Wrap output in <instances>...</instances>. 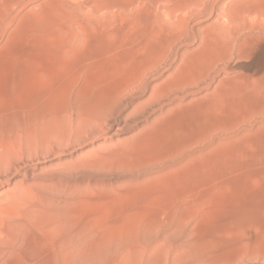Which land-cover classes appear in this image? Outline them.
<instances>
[{
  "label": "rangeland",
  "instance_id": "374dc122",
  "mask_svg": "<svg viewBox=\"0 0 264 264\" xmlns=\"http://www.w3.org/2000/svg\"><path fill=\"white\" fill-rule=\"evenodd\" d=\"M0 139L10 235L24 205L74 264H264V0H0Z\"/></svg>",
  "mask_w": 264,
  "mask_h": 264
},
{
  "label": "bare ground",
  "instance_id": "6f19581e",
  "mask_svg": "<svg viewBox=\"0 0 264 264\" xmlns=\"http://www.w3.org/2000/svg\"><path fill=\"white\" fill-rule=\"evenodd\" d=\"M217 42H219L221 45H223L226 50H228L230 48V40H228L226 38L218 37L217 38ZM69 49H67V50H69ZM69 54H71V52ZM41 127H42V125H41ZM14 129L15 128L12 127V129L9 130V132H11L12 135H14L13 134L14 133V131H13ZM30 130L31 129L28 128L27 132H30ZM32 130H31V132L35 131V130H33V131ZM8 148L6 147V143L0 139V160H2V159L4 160V158L1 157V156L2 155H6V154H3V153L6 150H9ZM6 156H8V155H6ZM20 211H21V214H20V216L17 219V224L19 225L18 233H16L13 236V235H10L7 232V230H4L5 228L3 229L2 227H0V264H10L11 261L13 262V259H11V257L14 254H18V256L20 257L19 260L17 259L18 261L16 262V264H26L29 261L30 262L32 261V262H34L36 264L37 263L39 264L40 261L43 258L42 257V253L45 254L46 256L51 257L55 264H74L73 255L75 254V252H77L76 250L74 251V254H73V251H71V249L67 248L66 246H63L62 244H56L55 242H51V240L47 241L48 239L46 240V238H45L47 235H48V238H49L50 234H52L53 236L55 234L57 235V232L54 233L56 231V229L53 228L54 226L52 227L51 224L49 223V222H51L53 220L48 222L49 225L46 222L47 225H48V226H46V223L43 222L44 223V225H43V224H41L42 223L41 221L35 220L33 217L30 218L28 216V208H27V206L22 205L21 208H20ZM10 219H12L11 220V222H12L15 218H12L10 216L8 219H6V220H8V223H9ZM52 225H53V223H52ZM55 227H57V226L55 225ZM57 229H58V227H57ZM94 231H96V229L91 227L90 229L85 231V235L88 234V233L94 232ZM83 233H81V234H83ZM81 236H79V237L81 238ZM83 236H84V234H83ZM50 237L52 238V236H50ZM30 238L33 239L32 241H33L34 246H35L36 254L33 256L35 258H32V256H29L23 250V246L26 247L28 242L30 243V241H29ZM51 238H49V239H51ZM82 242L86 243V242H90V240L86 239V240H84ZM83 247H84L83 244L81 242L77 241L76 249L79 250L82 253V256L80 255L81 257H83V260H84V261L82 260V262L85 263V264H97L96 259H97L98 256H96V255L99 252L95 251V252H98V253H96V254L95 253L94 254H91V253L86 254L87 252H86V250ZM97 248H98V250L104 251V253L106 252L105 250H103V248L105 249V246L103 248L100 247V246L96 247L95 250H97ZM121 250H123V249H121ZM122 252H120V256L118 254L119 258L117 257V260L115 259L113 261V262L116 261L115 264H124L125 262H127L126 261V257H125L127 255H125V253H124L125 251L123 252L124 255L121 254ZM100 253H101V251H100ZM104 253H102V254L104 255ZM76 254H78V253H76ZM15 256H13V257H15ZM74 258H75V255H74ZM75 259H77V258H75ZM42 262H43V260H42ZM110 264H111V262H110ZM112 264H114V263H112Z\"/></svg>",
  "mask_w": 264,
  "mask_h": 264
}]
</instances>
